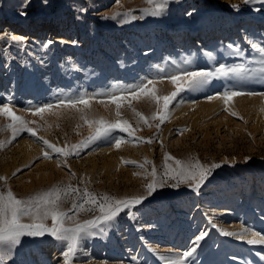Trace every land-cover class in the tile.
<instances>
[{"label":"rangeland","instance_id":"rangeland-1","mask_svg":"<svg viewBox=\"0 0 264 264\" xmlns=\"http://www.w3.org/2000/svg\"><path fill=\"white\" fill-rule=\"evenodd\" d=\"M23 4L0 0V105L11 99L14 113L34 122L36 136L21 132L12 140L5 127L10 121L0 116V190L10 189L25 200L68 186L118 199L146 197L131 209L133 217L121 214L106 235L85 237L68 264H164L160 255L187 250L201 230L209 236L190 258L195 264H264V245L219 231L244 227L264 235V80L253 71L264 67L259 62L264 57L251 48L252 43L264 45V0H169L160 16L146 11L153 7L147 0H48L46 5L31 0L22 9ZM49 40L53 43L44 47ZM237 46L242 56L235 54ZM220 64L249 71L186 89L169 104L163 123L162 100L158 104L129 91L152 80L149 89L168 96L176 90L168 75ZM241 84L244 92L255 94L232 97V108L212 109L225 89ZM113 95L119 108L110 102ZM79 97L89 99L87 107L57 103ZM48 103L56 106L40 115L28 110ZM100 121H126L132 135L115 129L78 156H43L47 149L37 137L60 147L80 144ZM120 137L116 147L114 138ZM165 153L221 167L199 191L181 185L147 196L146 173L162 169ZM69 208L70 199L64 210ZM79 218L91 214L81 212ZM67 243L47 233L23 236L0 264H66Z\"/></svg>","mask_w":264,"mask_h":264},{"label":"snow or ice","instance_id":"snow-or-ice-1","mask_svg":"<svg viewBox=\"0 0 264 264\" xmlns=\"http://www.w3.org/2000/svg\"><path fill=\"white\" fill-rule=\"evenodd\" d=\"M47 2L48 0H42V3L45 5ZM245 2L248 3L250 0H245ZM30 3L31 0H24L22 9L26 8ZM147 3L153 5V7L146 11H150L152 16H160L164 14L165 9L168 7L169 0H147ZM19 14L25 15V12L22 10ZM133 19H136V17H133ZM11 39L23 43V38L12 36ZM52 43L53 41L49 40L44 47H48ZM228 47L232 48L233 46L229 44ZM251 48L261 57H264V45L252 43ZM235 54L237 56H242L244 53L240 50L239 46H237ZM206 55L211 57L212 53L209 52L206 53ZM259 62L261 65H264V58ZM185 63L188 64L190 61L186 60ZM248 71L249 70L244 68L243 65L226 67L224 64H220L219 67H216L214 70H197L195 66H192L168 75L167 79H169L173 85H176V90L168 96L158 97L154 88L149 89L148 85L153 83L152 80L138 84L135 89H130L129 91L133 92L136 96L140 94L149 95L158 104L162 100L164 111L159 115V122L163 123L168 115L167 109L169 108V104L186 89L199 90L207 86L214 78H228L230 74L241 75L248 73ZM253 71L259 72L261 74V80H264V67ZM243 88L244 85L241 84L235 85L230 89H225L221 98L224 99L227 104L232 97L242 94H255L251 91L244 92ZM261 94L264 95V93ZM214 98L215 97L212 96L208 97L209 100ZM110 102L116 103L117 108H119L120 105L115 95L111 97ZM57 103L64 107L75 108L78 104L87 107L89 99L85 97H79L78 99L59 98ZM11 104L12 100L9 99L0 105V116L9 119L10 123L5 127L11 131L12 140L21 132H27L35 137L36 130L30 126L31 123L34 122L26 121L23 117L16 115L10 106ZM55 106L56 105L52 103H48L43 106L31 107L28 110L34 115H40ZM137 115L140 114L137 113ZM232 115L235 116L236 113H232ZM156 118V115H153L152 119L155 120ZM141 119H143V117H141ZM157 127H159V124ZM115 129H119L120 132H126L129 136L132 135V130L126 121L123 124L120 122L106 124L100 121L96 132L80 144H73L70 146L66 144L64 147H60L43 137H37V139L47 149V151L43 153L45 158H51L50 153L65 157L73 155L78 156L90 143L101 137L110 136ZM2 130L4 129H0V131ZM123 139V137L114 138L116 147L120 146ZM136 139L140 140L141 138ZM147 142L151 143V140L149 139ZM8 143H11V140H9ZM2 146L3 144H0V147ZM128 163L131 164L135 162L128 161ZM145 163L151 162L146 161ZM224 163H229V161L226 160ZM140 167H143V165H140ZM220 167V163H201L198 159L182 161L165 153L162 169L158 171L156 167H152L151 172L146 173V175L150 177V182L146 184L145 191L147 196H152L153 193L157 192L158 188H179L181 185H186L195 191H199L201 186L209 180L213 170ZM13 175H15V173ZM69 199L71 200V208L64 210V205ZM144 199H146L144 195L123 199H118L106 194L97 196L89 192L87 188L81 190L80 188L72 186L54 188L49 192L30 197L27 200L17 198L10 189L0 190V261L4 260L6 252L10 251L12 247L20 244L21 237H43L47 233L57 241L68 242L67 251L62 252L63 258L66 264H68L70 254L72 256L76 255V248L85 237L106 235L108 228L113 227L119 221L121 214L129 218L133 217L131 209L137 205H141ZM73 210H75L76 214L69 215ZM81 212L91 214V218L81 220L79 218ZM25 218H27V222H25ZM48 220L51 221L50 227L46 223ZM212 227L216 228L217 225L212 224ZM219 231L220 234L225 237H235L238 240H246V243L249 245H264V235H261L259 232H250L248 228L242 227L239 232L224 229H220ZM248 235L254 238L247 239ZM208 236L209 233L207 230H201L190 240V246L187 250L174 256L160 255L159 259L163 261L164 264H195L194 261H190V258L197 253L202 242H204ZM132 259L133 261L136 260L135 257ZM233 259L238 260L239 258L234 257ZM137 264H139L138 261Z\"/></svg>","mask_w":264,"mask_h":264},{"label":"bare ground","instance_id":"bare-ground-1","mask_svg":"<svg viewBox=\"0 0 264 264\" xmlns=\"http://www.w3.org/2000/svg\"><path fill=\"white\" fill-rule=\"evenodd\" d=\"M230 103V102H229ZM228 102H227V104L225 103V101H224V99H222V98H219V99H217L216 100V102L214 103V105H212V109H214V110H216V109H218V108H220L221 106H223V105H225V107H228V108H232L231 106H230V104H229ZM232 103V102H231ZM230 106V107H229ZM255 108H258V105H255L254 107H253V109L255 110ZM253 110V111H254Z\"/></svg>","mask_w":264,"mask_h":264}]
</instances>
